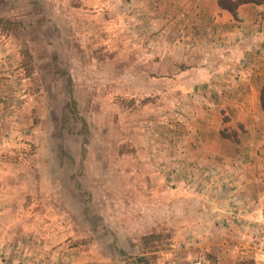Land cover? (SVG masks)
I'll return each mask as SVG.
<instances>
[{
	"label": "rangeland",
	"instance_id": "rangeland-1",
	"mask_svg": "<svg viewBox=\"0 0 264 264\" xmlns=\"http://www.w3.org/2000/svg\"><path fill=\"white\" fill-rule=\"evenodd\" d=\"M208 10L0 0V264H221L191 202L210 167L195 159L194 128L222 118L224 98L213 78L185 77L247 68L216 72ZM218 163L224 189L233 167ZM241 246L234 264H254Z\"/></svg>",
	"mask_w": 264,
	"mask_h": 264
},
{
	"label": "crops",
	"instance_id": "crops-1",
	"mask_svg": "<svg viewBox=\"0 0 264 264\" xmlns=\"http://www.w3.org/2000/svg\"><path fill=\"white\" fill-rule=\"evenodd\" d=\"M187 1L199 6V10L209 8L208 14L213 20L210 36L213 44L218 45L220 54L214 62L216 72L228 69L233 72L243 64L247 68L240 76L229 75L227 78L212 74L214 70L203 66L185 77L189 85L213 78L217 81L214 87L224 98L222 105L214 107L224 112L222 118L215 123H204V131L199 125L194 128L193 141L200 152V155L195 154V159L207 161L210 167L206 171L208 188L204 190L196 186L193 189L197 194H206L205 197L197 195L191 204L199 210L198 216L194 217L207 215L211 225L203 235V242L213 252L212 260L221 258V264H234L237 246L250 244L253 230L264 226V109L261 101L264 88V3L241 5L235 18L219 6V0ZM193 32L196 40V35L203 31L196 26ZM223 129L232 134L222 137L220 132ZM203 144L207 146V153L202 155ZM223 146L228 152L224 153ZM222 157L228 167H233L231 172L234 173L227 179L230 183L224 189L216 181L218 172L214 169ZM254 264L263 263L257 259Z\"/></svg>",
	"mask_w": 264,
	"mask_h": 264
},
{
	"label": "built area",
	"instance_id": "built-area-1",
	"mask_svg": "<svg viewBox=\"0 0 264 264\" xmlns=\"http://www.w3.org/2000/svg\"><path fill=\"white\" fill-rule=\"evenodd\" d=\"M243 257L251 260L259 259L264 264V226L256 227L252 232V241L240 248ZM192 264H210L206 255H198L192 260Z\"/></svg>",
	"mask_w": 264,
	"mask_h": 264
},
{
	"label": "trees",
	"instance_id": "trees-1",
	"mask_svg": "<svg viewBox=\"0 0 264 264\" xmlns=\"http://www.w3.org/2000/svg\"><path fill=\"white\" fill-rule=\"evenodd\" d=\"M219 6L224 9L229 11L235 18H237V12L238 9L241 5L244 4H263L264 0H219ZM262 106L264 109V88L262 92Z\"/></svg>",
	"mask_w": 264,
	"mask_h": 264
}]
</instances>
